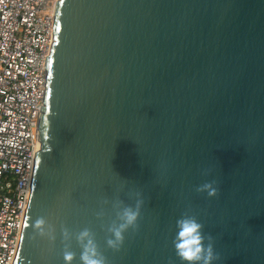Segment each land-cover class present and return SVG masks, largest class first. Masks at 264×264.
Listing matches in <instances>:
<instances>
[{
	"label": "water",
	"instance_id": "95a60500",
	"mask_svg": "<svg viewBox=\"0 0 264 264\" xmlns=\"http://www.w3.org/2000/svg\"><path fill=\"white\" fill-rule=\"evenodd\" d=\"M31 194L13 264H181L193 215L215 264H264V0H57ZM214 181L215 196L197 191ZM139 227L107 247L117 211ZM45 217L50 241L31 225ZM71 233L68 240L62 230Z\"/></svg>",
	"mask_w": 264,
	"mask_h": 264
},
{
	"label": "built area",
	"instance_id": "2783aa9c",
	"mask_svg": "<svg viewBox=\"0 0 264 264\" xmlns=\"http://www.w3.org/2000/svg\"><path fill=\"white\" fill-rule=\"evenodd\" d=\"M57 0H0V264H13L31 194Z\"/></svg>",
	"mask_w": 264,
	"mask_h": 264
},
{
	"label": "clouds",
	"instance_id": "9594fccd",
	"mask_svg": "<svg viewBox=\"0 0 264 264\" xmlns=\"http://www.w3.org/2000/svg\"><path fill=\"white\" fill-rule=\"evenodd\" d=\"M214 183V181H209L198 185L197 191L207 192L208 196H215L217 188ZM139 216V204L135 208L131 206L119 208L117 211L119 223L109 229L112 235L106 241L107 247L119 251L125 241V232L139 227ZM31 227L35 235L45 237L50 241L56 239L54 228L48 225L47 219L43 216L33 220ZM203 229L204 225L193 215H181L176 219L172 246L181 264H215L219 259V254L212 243V237L206 235ZM62 234L65 240L71 237L67 228L62 230ZM76 240L81 246L80 264H107V258L101 252L89 229L80 230L76 234ZM62 255L64 264H72L76 254L66 244Z\"/></svg>",
	"mask_w": 264,
	"mask_h": 264
}]
</instances>
